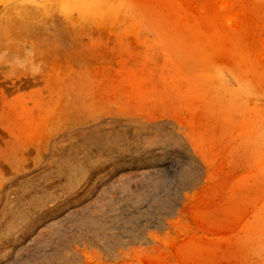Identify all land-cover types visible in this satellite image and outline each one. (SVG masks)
I'll list each match as a JSON object with an SVG mask.
<instances>
[{
	"label": "rangeland",
	"instance_id": "374dc122",
	"mask_svg": "<svg viewBox=\"0 0 264 264\" xmlns=\"http://www.w3.org/2000/svg\"><path fill=\"white\" fill-rule=\"evenodd\" d=\"M0 264H264V0H0Z\"/></svg>",
	"mask_w": 264,
	"mask_h": 264
}]
</instances>
